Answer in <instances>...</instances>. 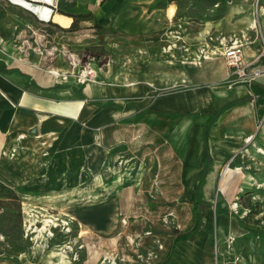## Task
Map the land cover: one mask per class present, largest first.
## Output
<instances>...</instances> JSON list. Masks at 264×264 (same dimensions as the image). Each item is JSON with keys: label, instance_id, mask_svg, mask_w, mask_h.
Here are the masks:
<instances>
[{"label": "crops", "instance_id": "crops-1", "mask_svg": "<svg viewBox=\"0 0 264 264\" xmlns=\"http://www.w3.org/2000/svg\"><path fill=\"white\" fill-rule=\"evenodd\" d=\"M153 2L91 3L86 13L83 9L75 11L89 14L75 24L90 30L96 26L119 28L132 35L157 32L176 17L177 6L171 3L149 11ZM170 6L174 8L172 17L166 14ZM217 8H221L220 17L205 20L204 30L198 35L202 40L208 35L216 42L212 48H205L209 51L207 59L223 58L213 51L239 41L243 43V62L264 67V0H220L207 10L215 12ZM30 13L49 30L62 32L74 23L73 19L66 28ZM226 65L212 72L210 81L190 83L150 98L138 96L139 86L93 83L82 89L73 87L74 96L62 98L61 94H69L65 85L57 80L42 83L40 70L10 66L0 56V183L23 200L29 228L38 227L36 218L40 214V227L48 217L55 218L57 225L73 218L72 226L77 230L86 213L72 205L100 201L102 192L85 197L83 189L101 188L97 177L107 165L109 147L124 144L127 139L129 143L138 142L142 134L151 133L172 155L181 158V171L194 189L192 204L198 201L205 205L195 238L177 242L170 258L161 264H264V233L243 225V219L233 216L227 206L221 205L216 214L206 206L217 197L224 201L222 204H229V189L240 181L232 178L238 171L225 172L228 166L224 163L233 157L236 163L242 162L250 142L255 145L251 147L255 151V187L264 186L258 174L264 172V76L252 83L238 82ZM217 76L226 78L227 84H215ZM15 147L19 152L13 156ZM116 158L115 154L114 163ZM218 173H223V178ZM101 203V207L87 209L88 223L91 228L109 232L119 218L118 201L111 198ZM214 231L218 247L211 242ZM41 251L31 247L21 254L23 263L7 256L0 257V264H55L48 255L43 260L38 258L36 254Z\"/></svg>", "mask_w": 264, "mask_h": 264}, {"label": "rangeland", "instance_id": "rangeland-1", "mask_svg": "<svg viewBox=\"0 0 264 264\" xmlns=\"http://www.w3.org/2000/svg\"><path fill=\"white\" fill-rule=\"evenodd\" d=\"M105 1L59 0L53 9L65 13L81 9L85 12L91 3L103 4ZM35 3L32 4H43ZM18 7L21 8L11 0H0V45L3 44L0 56L10 66L40 70L42 83L57 80L65 85L69 94H61L62 98L74 96L73 87L82 89L90 83L139 86L138 96L150 98L185 88L190 83L210 81L212 72L226 65L223 58L205 59L204 53L209 54L205 48H212L216 42L208 35L203 40L198 38L204 30L205 20H216L221 15V8L215 12L207 11L201 20L175 17L163 30L132 35L119 28L80 29L77 22L73 30H49L31 11ZM173 12L174 8L170 6L166 14L172 17ZM46 33L51 37L45 36ZM213 81L220 86L227 84L226 78L219 76ZM140 137L138 142L129 143L127 139L124 144L109 147L107 165L97 177L101 188L83 189L85 197L89 193L102 192L100 201L84 200L77 206L72 205L86 213L79 231L72 226L73 218H69L53 227L52 238H37L35 229H29L27 224L31 222H27L23 200H2L0 257L9 256L23 263L21 254L33 247L43 250L37 252L38 258L43 260L48 255L56 260L55 264H62V257L63 264H161L177 232L188 231L195 223L192 212L194 189L181 171L183 162L179 156L172 155L167 146L161 145L163 141L153 138L151 133ZM248 146L250 150L245 151L242 162L236 163L233 157L224 163V167L238 171L232 178L240 181L229 189L232 195L229 204H222L224 201L217 197L214 203L206 206H210L215 214L221 210V205L227 206L233 216L243 219V225L264 233V186L255 187V151L251 150L255 145L250 142ZM258 174L260 183H264V172ZM218 176L223 178V173ZM111 198L118 201L119 218L115 227L109 232L91 228L87 209L99 207L103 203L101 200ZM36 219V229L41 228L40 214ZM43 221L42 227L47 221L56 223V219L50 217ZM212 235L211 242L218 247V235L215 231ZM233 244L234 240H231V246ZM60 248L63 251H57ZM57 252H63L64 256L54 255Z\"/></svg>", "mask_w": 264, "mask_h": 264}, {"label": "trees", "instance_id": "trees-1", "mask_svg": "<svg viewBox=\"0 0 264 264\" xmlns=\"http://www.w3.org/2000/svg\"><path fill=\"white\" fill-rule=\"evenodd\" d=\"M189 2L191 3V5H189ZM171 3H175L177 6L176 17H190V19L201 20L203 18V15L207 13L208 11L207 9L213 7L216 3H220V0H154V2L151 4L149 8V11H152L156 8H166ZM57 11L69 17H72L74 19V23L69 28L70 30L74 29L75 21L77 19L81 17H86L89 15L88 13L87 14H74V13H65L60 10H57ZM95 28L99 30V29H102L103 27L96 26ZM94 102H98V101H94ZM206 158L208 161L209 159L208 154ZM204 175H205V172L203 173L202 179L200 180L199 184L196 187L197 192L203 182ZM0 189H1L2 197H3V199H0V202H2L4 198L11 199V200L13 199L14 201L20 202V197L17 195V193L13 189L6 187L2 183H0ZM6 193H8V195H6ZM204 206L205 205L203 203H200L198 201H195L193 203L192 212H193V218H195V223L193 227H191L188 231H185V232H177V234L175 235L173 239L172 245L168 253L166 254V257L163 262H166L170 258L172 250L177 242L183 241V240H193L195 238V234L202 224L201 211L203 210ZM260 236L262 235L260 234ZM8 254L10 253L8 252Z\"/></svg>", "mask_w": 264, "mask_h": 264}, {"label": "bare ground", "instance_id": "bare-ground-1", "mask_svg": "<svg viewBox=\"0 0 264 264\" xmlns=\"http://www.w3.org/2000/svg\"><path fill=\"white\" fill-rule=\"evenodd\" d=\"M14 4L19 5L25 9H28L29 11H31L32 13H35V15H37V17L43 21H50V22H55L59 25H61L62 27H70L73 18L69 17L65 14H62L54 9L51 8V4L52 5H56L59 0H34V1H42V2H46V4H41L40 6H36L33 5L31 3H29V1L27 0H11ZM35 3V2H34ZM36 4V3H35ZM205 52V50H203V53ZM209 56V54L206 52L204 53V58L207 59ZM93 72V71H92ZM91 84V83H90ZM134 84V83H133ZM131 86V85H130ZM96 87V86H95ZM102 88V87H101ZM96 89V88H95ZM103 92V91H102ZM70 107V106H69ZM65 120V119H64ZM63 121V120H62ZM54 135V134H53ZM56 136V135H55ZM52 138V137H51ZM36 147V146H35ZM178 148V147H177ZM239 169V168H238ZM225 172L227 173H231L233 172L234 169L230 168V167H226ZM231 206V205H230ZM57 224L55 222H51V221H47L43 227L41 228H34L35 232H36V237H52L53 236V227H56ZM30 229V228H29ZM33 229V230H34ZM63 251V248L58 249L57 251ZM96 252V251H95ZM63 255V252H57L54 253V255ZM97 257V256H95ZM62 263L65 262L63 260V257L60 260Z\"/></svg>", "mask_w": 264, "mask_h": 264}, {"label": "built area", "instance_id": "built-area-1", "mask_svg": "<svg viewBox=\"0 0 264 264\" xmlns=\"http://www.w3.org/2000/svg\"><path fill=\"white\" fill-rule=\"evenodd\" d=\"M35 2L44 4L42 1ZM50 6L53 9V5ZM213 53L216 55L219 54L225 59L228 68L231 70L232 75H234L238 82L252 83L259 77L264 76V67L255 68L250 64L243 62V43L239 41H234L226 47H218V49L214 50ZM11 152L14 156L19 152V149L15 147Z\"/></svg>", "mask_w": 264, "mask_h": 264}, {"label": "water", "instance_id": "water-1", "mask_svg": "<svg viewBox=\"0 0 264 264\" xmlns=\"http://www.w3.org/2000/svg\"><path fill=\"white\" fill-rule=\"evenodd\" d=\"M27 1H29V3L31 4L35 2L34 0H27Z\"/></svg>", "mask_w": 264, "mask_h": 264}]
</instances>
